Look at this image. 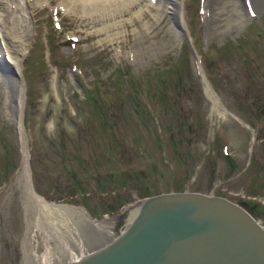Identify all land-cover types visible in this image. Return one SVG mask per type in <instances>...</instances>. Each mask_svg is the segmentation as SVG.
<instances>
[{"label":"rangeland","instance_id":"374dc122","mask_svg":"<svg viewBox=\"0 0 264 264\" xmlns=\"http://www.w3.org/2000/svg\"><path fill=\"white\" fill-rule=\"evenodd\" d=\"M29 1L15 17L31 181L105 222L83 254L124 228L135 201L163 191L223 195L264 224V1L234 0L238 21L230 0ZM9 38L5 68V54L18 59ZM5 102L0 93V264H48L56 240L45 232L56 224V237L74 241L82 212L41 211Z\"/></svg>","mask_w":264,"mask_h":264},{"label":"water","instance_id":"95a60500","mask_svg":"<svg viewBox=\"0 0 264 264\" xmlns=\"http://www.w3.org/2000/svg\"><path fill=\"white\" fill-rule=\"evenodd\" d=\"M3 57L8 68L1 69L11 78L13 66L6 54ZM199 69L204 84L209 86L200 66ZM16 76L23 83L21 74ZM9 100L11 119L15 121L23 150L27 189L33 196L54 203L37 193L32 185L23 124L24 93L18 108V89L12 84ZM134 204H137L135 212L111 240L75 260L53 264H264V224L242 204L226 196L170 190L145 196ZM81 209L78 236L91 242V247L96 242L88 237L95 229L94 220Z\"/></svg>","mask_w":264,"mask_h":264},{"label":"bare ground","instance_id":"6f19581e","mask_svg":"<svg viewBox=\"0 0 264 264\" xmlns=\"http://www.w3.org/2000/svg\"><path fill=\"white\" fill-rule=\"evenodd\" d=\"M27 1H29V0H27ZM88 1L89 0H80V2H82V3H78V5L81 4L82 6H88L89 5ZM121 1H123V0H94V4L90 3V5H92L94 7H96L97 5H99V6H102V5L112 6L115 4L120 5ZM124 1L130 2L129 0H124ZM263 1L264 0H254L253 3L255 5H257V7H258V5L261 6L263 4ZM16 2L19 4L20 0H0V43L1 42L4 43L6 45V47L8 48L10 43L7 41V39L10 37L11 41L13 42V44H11V46L13 45L14 48L16 47L17 51H18V59L12 61L14 64V67H13V76L11 75V78L7 72H3L4 69H1V68H3L4 66L0 63V93H2L5 96V99H6L5 105H6V109L8 110L7 112H9V115H12L11 114L12 105H11V102L9 100V90H10V86L12 84L14 86H16V88L18 89V100H17V104H16L18 106V108L20 107V104H21L20 96L24 92V85L21 83L20 78H18L16 76V74L20 70V56L23 55V53L25 52L26 47H27L26 45L22 44V42H20L17 38V31L19 30L18 28H20V22H19V19L17 17H15V16H17ZM29 2H31V0ZM128 2H126V3L124 2V3L127 4ZM248 3H249V7H253L252 1H249ZM226 5L231 6V9H229V11L232 15L234 14L235 16H238L236 21L242 19L239 11L236 9L237 5H236V2H234V0H230V1L226 2ZM129 7H131V6H129ZM221 13H223V11L219 12V14H221ZM0 54H1V51H0ZM15 72H16V74H15ZM25 155H27V151H25ZM40 199L42 202L41 206L44 205V207H45V210H41V211L45 212L46 214H49V217L51 216V214L54 217L58 213L60 214V212L62 210H65V207H68V208L72 207V206H68V205H63V207L57 206L54 203L45 202L41 197H40ZM136 208H137V205H136V207H134V209H132L131 216L135 212ZM72 209L76 210L77 208L72 207ZM75 210H73V211H75ZM77 210H82V209L79 208ZM66 212H68V211H66ZM66 212H64V213H66ZM81 212H83V210ZM73 215L75 216L74 212H73ZM60 220H62V219H60ZM104 223L105 222H102V224L95 222L94 223L95 229L93 230L92 234L88 235V237L91 236V238L89 237L90 239L93 238L92 239L93 241H98L102 237V235H104V233L107 232V230H108V227ZM55 226H56V224H55ZM55 226L52 227L53 231L50 230V228H49L48 230L46 229L47 233L45 232V234L48 237L49 236L53 237L54 240H56L55 245L49 244V252H48V259H47L48 264L64 262L66 260H75V259L79 258L80 256H82L83 253L85 252L86 247L88 246L87 243L90 244V242L83 241L81 239V237L76 238L74 241L68 240L65 235L63 237L59 238V236L60 235L62 236L64 233L60 234L61 232H59V230H58L59 228L57 229V227H55ZM55 234H58L59 236L57 235L58 237H56ZM56 238H58V239H56ZM69 243L72 244L73 246L68 245Z\"/></svg>","mask_w":264,"mask_h":264},{"label":"trees","instance_id":"16d2710c","mask_svg":"<svg viewBox=\"0 0 264 264\" xmlns=\"http://www.w3.org/2000/svg\"><path fill=\"white\" fill-rule=\"evenodd\" d=\"M181 51H182V49H181ZM257 102H258V101H257ZM255 106L258 108V104H257V103L255 104Z\"/></svg>","mask_w":264,"mask_h":264}]
</instances>
